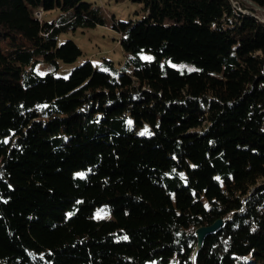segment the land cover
<instances>
[{"label":"trees","instance_id":"obj_1","mask_svg":"<svg viewBox=\"0 0 264 264\" xmlns=\"http://www.w3.org/2000/svg\"><path fill=\"white\" fill-rule=\"evenodd\" d=\"M133 1L120 68L64 77L102 7L0 0V264H264V0Z\"/></svg>","mask_w":264,"mask_h":264},{"label":"rangeland","instance_id":"obj_2","mask_svg":"<svg viewBox=\"0 0 264 264\" xmlns=\"http://www.w3.org/2000/svg\"><path fill=\"white\" fill-rule=\"evenodd\" d=\"M93 5L102 7L106 18L105 24H97L94 26L81 27L74 23H69L66 29H62L55 35L57 44L72 39L81 49V54L72 62L58 61L55 68L44 62H37L35 70L39 74H43L48 70L53 71L57 76H67L75 66L81 64L85 60H89L95 68H101L114 72L119 69L125 62L127 53L123 50L119 43V33L112 26V17L115 20H135L143 15L142 3L133 0H85ZM251 3L249 0H246ZM233 2H237L234 0ZM252 4V3H251ZM257 15L264 18V9L257 8ZM66 16V12L57 8L45 10L42 17L46 20H61ZM144 58H150V54H142ZM106 60L112 62L111 65ZM180 69L185 66H178ZM99 215H101L99 213Z\"/></svg>","mask_w":264,"mask_h":264},{"label":"water","instance_id":"obj_3","mask_svg":"<svg viewBox=\"0 0 264 264\" xmlns=\"http://www.w3.org/2000/svg\"><path fill=\"white\" fill-rule=\"evenodd\" d=\"M222 223H223V219L217 218L216 220H214L212 223L208 225H201L196 228L195 230L196 245H195L194 253L201 247L205 235L217 230L221 226Z\"/></svg>","mask_w":264,"mask_h":264},{"label":"built area","instance_id":"obj_4","mask_svg":"<svg viewBox=\"0 0 264 264\" xmlns=\"http://www.w3.org/2000/svg\"><path fill=\"white\" fill-rule=\"evenodd\" d=\"M43 14V10H39L38 18H41V15Z\"/></svg>","mask_w":264,"mask_h":264},{"label":"bare ground","instance_id":"obj_5","mask_svg":"<svg viewBox=\"0 0 264 264\" xmlns=\"http://www.w3.org/2000/svg\"><path fill=\"white\" fill-rule=\"evenodd\" d=\"M39 10H41V9H39ZM39 10L36 11V15H37V16L39 15Z\"/></svg>","mask_w":264,"mask_h":264}]
</instances>
